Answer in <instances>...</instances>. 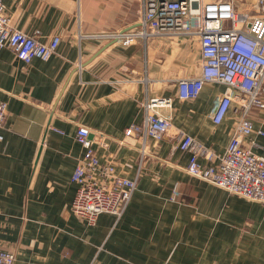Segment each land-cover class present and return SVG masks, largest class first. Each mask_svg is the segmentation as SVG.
<instances>
[{
  "label": "crops",
  "instance_id": "1",
  "mask_svg": "<svg viewBox=\"0 0 264 264\" xmlns=\"http://www.w3.org/2000/svg\"><path fill=\"white\" fill-rule=\"evenodd\" d=\"M12 27L60 37L47 61L20 63L0 50V100L7 122L0 129V251L14 264H264V204L249 202L190 177L188 155L176 141L119 146L126 127L139 123V104L174 98L172 124L223 155L236 117L231 106L220 124L211 120L225 86L206 83L197 98H176L177 80L200 73L197 39L157 37L135 46L98 37L132 27L140 0H2ZM237 6L249 12L253 3ZM243 8V9H242ZM255 133L244 140L264 158V110L250 114ZM78 125L108 136L95 146L100 162L120 175L139 174L120 218L100 215L92 227L71 214L70 182L83 149ZM115 140V141H114ZM203 166L212 162L199 160Z\"/></svg>",
  "mask_w": 264,
  "mask_h": 264
},
{
  "label": "built area",
  "instance_id": "2",
  "mask_svg": "<svg viewBox=\"0 0 264 264\" xmlns=\"http://www.w3.org/2000/svg\"><path fill=\"white\" fill-rule=\"evenodd\" d=\"M136 24L124 30L100 35L102 42L135 46L157 37L197 39L200 52L198 76L177 80L176 98H197L206 83L225 86L215 101L211 120L220 124L232 106L236 123L223 155L216 156L195 137L172 124L174 98L155 96L142 101L139 123L124 129L119 146L135 148L141 143L139 163L150 154L147 146L175 140L188 155L185 172L229 195L264 204V158L253 153L244 140L255 133L250 120L253 109L264 110V0H253L249 12L239 11L234 0H140ZM37 33L15 30L0 0V50L9 49L24 65L33 60L47 61L57 52L60 37L41 42ZM7 122V102L0 100V129ZM75 140L83 149L76 159L70 182L76 185L71 214L92 227L100 215L120 218L134 193L139 174L120 175L112 160L100 162L95 146L107 149L110 139L104 133L78 125ZM258 135L264 132L257 130ZM115 141V140H114ZM199 160L210 161L203 166ZM15 252L0 251V264H14Z\"/></svg>",
  "mask_w": 264,
  "mask_h": 264
},
{
  "label": "rangeland",
  "instance_id": "3",
  "mask_svg": "<svg viewBox=\"0 0 264 264\" xmlns=\"http://www.w3.org/2000/svg\"><path fill=\"white\" fill-rule=\"evenodd\" d=\"M252 0H234V2L236 3V5L243 7V5H248L247 2H251ZM238 8V7H237ZM243 9V8H242Z\"/></svg>",
  "mask_w": 264,
  "mask_h": 264
}]
</instances>
